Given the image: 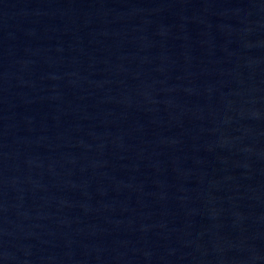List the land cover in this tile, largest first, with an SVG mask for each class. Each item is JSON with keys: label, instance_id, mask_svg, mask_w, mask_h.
Instances as JSON below:
<instances>
[{"label": "water", "instance_id": "obj_1", "mask_svg": "<svg viewBox=\"0 0 264 264\" xmlns=\"http://www.w3.org/2000/svg\"><path fill=\"white\" fill-rule=\"evenodd\" d=\"M0 264H264V0H0Z\"/></svg>", "mask_w": 264, "mask_h": 264}]
</instances>
